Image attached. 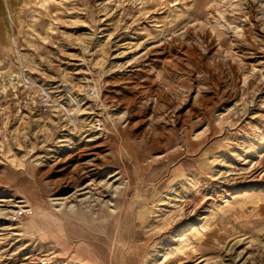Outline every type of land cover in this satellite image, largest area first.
Returning <instances> with one entry per match:
<instances>
[{"label":"rangeland","instance_id":"374dc122","mask_svg":"<svg viewBox=\"0 0 264 264\" xmlns=\"http://www.w3.org/2000/svg\"><path fill=\"white\" fill-rule=\"evenodd\" d=\"M0 264H264V0H0Z\"/></svg>","mask_w":264,"mask_h":264},{"label":"bare ground","instance_id":"6f19581e","mask_svg":"<svg viewBox=\"0 0 264 264\" xmlns=\"http://www.w3.org/2000/svg\"><path fill=\"white\" fill-rule=\"evenodd\" d=\"M16 77H18V76H16ZM16 77H14V79H15Z\"/></svg>","mask_w":264,"mask_h":264}]
</instances>
